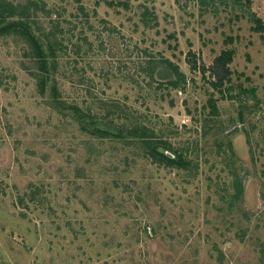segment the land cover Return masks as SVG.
<instances>
[{
    "label": "rangeland",
    "instance_id": "1",
    "mask_svg": "<svg viewBox=\"0 0 264 264\" xmlns=\"http://www.w3.org/2000/svg\"><path fill=\"white\" fill-rule=\"evenodd\" d=\"M35 1L58 67L43 94L29 45L0 35V264H264V30L249 12L231 0ZM251 11L264 21V0ZM229 48L221 91L188 53L208 68ZM162 58L186 74L182 88L150 65ZM74 104L146 125L189 163L91 134Z\"/></svg>",
    "mask_w": 264,
    "mask_h": 264
},
{
    "label": "trees",
    "instance_id": "2",
    "mask_svg": "<svg viewBox=\"0 0 264 264\" xmlns=\"http://www.w3.org/2000/svg\"><path fill=\"white\" fill-rule=\"evenodd\" d=\"M29 2H14L12 0H0V35L17 34L21 36L25 42L29 45L28 54L32 59L36 61L38 66V85L40 91L45 94L47 90V84L51 76V72H54L58 67L57 50L58 41L51 35V32L47 33L44 29L39 28L37 25H33V22L37 23L32 16L33 11L37 10L38 3L35 0H28ZM180 0H177L179 2ZM201 6H206L209 0H197ZM235 6H237L242 14L247 15L249 12V20L254 22V30L263 32L264 21L254 11H251L252 0H231ZM145 25L149 26L147 13L144 12L142 17ZM193 52L189 51L188 61L193 69H200L202 73L206 70L210 72L212 76V84L215 88L220 89L225 86L227 82L231 81L232 70L230 64L233 62L235 50L232 48L223 49L213 60L212 65L206 68L205 65H198L196 57H193ZM167 65L162 66L159 69V73L166 79L169 85L173 88H182L181 85L187 82L186 74L180 70L179 66L173 63L168 58H162L161 60H152L150 65L159 66L160 63ZM52 99L58 101L57 86H53ZM71 107L70 111L75 116L80 117L83 120L84 129H88L91 134L96 136H104L105 134L117 136L119 138H127L128 135L133 136L138 141L142 142L144 148L148 154L157 162L163 161L167 164L177 166L180 168L186 167L189 163V159L185 157L181 148L174 146L169 141L163 139H156L149 133L148 127L144 124H127L123 123L119 126H115L110 117V114L99 115L92 109H83L79 105H67ZM65 106V108L67 107ZM217 111V105L212 102V112ZM99 119L104 120L102 123ZM103 123L110 124L112 128H116V132H111L109 128L101 127ZM215 134H218L217 132ZM221 139V138H220ZM127 141V140H126ZM219 146L225 144L232 145L230 140H224L223 143L217 141Z\"/></svg>",
    "mask_w": 264,
    "mask_h": 264
}]
</instances>
